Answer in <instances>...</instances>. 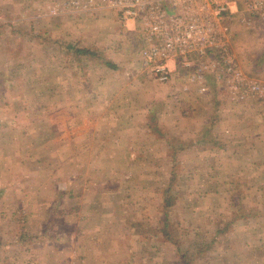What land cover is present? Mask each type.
<instances>
[{
  "label": "rangeland",
  "instance_id": "1",
  "mask_svg": "<svg viewBox=\"0 0 264 264\" xmlns=\"http://www.w3.org/2000/svg\"><path fill=\"white\" fill-rule=\"evenodd\" d=\"M68 1L0 0V264H264V169L247 180L234 176L235 165L252 156L264 165V64L258 56L264 23L244 27L232 0L233 14L222 24L234 63L262 86L260 98L233 101L228 83L218 79L209 81L206 95L194 88L186 92L175 82L168 89L144 73L150 84L141 114L148 129L162 136L135 137L121 155L115 147L110 154L91 153L85 143L80 153L64 154L47 143L52 116L64 109L81 123L89 111L87 97L75 106V96L90 81L93 88L96 80L107 88L122 81L128 67L140 69L143 39L139 21H123L118 12L96 4L64 8ZM56 5L63 9L50 15L48 7ZM112 47L122 54L106 56ZM75 48L96 56L78 57ZM212 59L218 63L219 55ZM104 61L122 70H110ZM105 90L102 97L110 99ZM108 106H98V113ZM222 130L228 137L218 140ZM186 131L207 146L185 150ZM77 157L95 164L76 171ZM106 157L113 161L110 167L104 166ZM225 176L226 184H218ZM69 177L77 178L75 194L90 191L92 182L106 194L91 210L84 193L82 209L69 202L66 214L58 206L44 211L57 195L50 187L46 191L45 182ZM80 180L90 181L89 188ZM165 197L173 198L167 208ZM33 211L46 214L32 217Z\"/></svg>",
  "mask_w": 264,
  "mask_h": 264
},
{
  "label": "built area",
  "instance_id": "2",
  "mask_svg": "<svg viewBox=\"0 0 264 264\" xmlns=\"http://www.w3.org/2000/svg\"><path fill=\"white\" fill-rule=\"evenodd\" d=\"M236 2L235 14L244 27L264 23V0ZM94 4L118 12L123 21L143 25L138 57L142 72L152 81L177 82L186 92L194 88L206 95L209 81L218 79L228 83L233 101L261 97L262 86L247 80L234 63L222 26L233 14L232 0H69L63 7L90 9ZM61 9L48 7L50 15ZM213 53L219 55L218 63Z\"/></svg>",
  "mask_w": 264,
  "mask_h": 264
},
{
  "label": "crops",
  "instance_id": "3",
  "mask_svg": "<svg viewBox=\"0 0 264 264\" xmlns=\"http://www.w3.org/2000/svg\"><path fill=\"white\" fill-rule=\"evenodd\" d=\"M115 40L119 41V38L115 37ZM121 54L122 53L119 49H116V47H112L111 49H108L106 56L117 57V56H120ZM108 63L110 65L109 66L105 65V66L109 68L110 70H116V71L122 70V69L117 70V67L122 68L123 66L116 67L110 62ZM130 74H131V77H130ZM124 76L125 77L122 79V81L121 80L113 81L114 84L110 85L107 88H104L105 85L100 88L99 84L102 83L103 81H101L98 84L99 82L98 80L93 81V83L95 84V88H93L92 86L93 84L90 81L89 87L87 88L85 87L86 88L85 90L81 91V93L76 95L75 96L76 98L74 97L75 106H79L80 104H82V100H80V97L81 98L87 97L85 104H87L89 111H88V114L85 117H83L84 119H82L81 123L79 121L75 122V120H70L71 117L69 116L67 111L64 109H61L57 114L55 113V115L52 116L54 117L53 118L54 121L52 120V122L49 123L50 128H48V130L46 131V133H49L48 137L46 138L48 140L47 143L53 146L52 152L56 150L57 148H63L64 154L68 150L71 151V149L73 150L77 149L76 152L80 153L78 149L82 147V145L85 143V145L87 146L89 145L91 147L90 149L91 153H93V150H94L95 152L99 154L101 153L104 155L110 154L113 152L112 148L115 147L119 151L117 153L121 155L124 153L123 150H125V148L128 149V147L131 145L129 144L130 142L129 140H132L135 137L137 140H139L142 138V136H153V135L155 137L162 136V134H159V132H157L156 129H153V130L148 129V125L145 122V116H142L141 114L142 113L141 109L144 108V104L146 103L148 99V94L146 90L148 89V86L150 84L146 80H144L146 79L145 74L142 72L141 68L139 69V67L133 68L132 71H131V68L128 67L125 70ZM110 77H111V74H110ZM115 77L116 76L113 75V80H115ZM172 83L171 85L164 84L163 86H165L168 89L173 88L175 84H172ZM78 84H80V82L75 81L74 86ZM80 89H78L79 92H80ZM137 89H139L140 91L137 92L136 91ZM177 89H180V88H177ZM103 90H105V94H107L106 97L109 96L110 99H106L105 97H102V94L100 91H103ZM121 91H123L124 93V96H122V98L118 97V93H121ZM156 99L158 98L155 97L154 100ZM100 105H110V106H108L107 109L105 108L103 112L98 113L99 112L98 106ZM145 106H147V103ZM119 109H121V111H119ZM125 110H126V113L124 112ZM85 113H86V110H85ZM57 116H58L57 121H55V118ZM177 119H180V117H178ZM140 126H143V128ZM141 129L143 131H140ZM221 132L224 134H217L218 140H221V139L224 140L225 137H228L229 132L227 130H222ZM235 133H238V131ZM239 133L241 134L242 132L240 131ZM243 135H246V134H243ZM185 137H188L187 141L190 142L189 145H187V148H185V150L187 149L191 150V148H193L191 151H196L195 150L196 145H202V148H204L203 145H206L208 142L204 138L193 140V137H195L194 131L192 132L186 131ZM236 145L238 146L237 142H236ZM146 149L149 151L148 148ZM251 152L252 151H250L249 153ZM110 157H113V156H110ZM106 158H107L106 160H103L105 161L104 166L110 167V161L111 163H113V161L109 157H106ZM59 159H60V156H59ZM73 162H74L73 167L74 169H76V171L78 170L79 167H83L84 165L92 167L93 164H95V162L91 160H89L87 164H83L78 159V157ZM123 163L126 165V167H130V168L132 167V164H133L125 160ZM258 168L264 169V165H258V160L255 158V156L254 157L252 156L251 158H248L245 161L241 162L240 165L239 164L235 165L234 169H237V172L235 173L234 176L236 178L238 177L237 179H243L242 177H244V179L247 180V179L254 177L253 172L257 170ZM53 180H52L51 185H49L51 182L48 183V181H46L44 184V187L46 191H49L47 187H50V190L54 189V191L56 192L57 195H56L55 204L50 203L48 207L42 208L44 209V211L45 210L51 211L50 207L58 206V211L60 213L66 214L65 206L69 202L73 203L72 205L76 207L75 209H82L84 193H86V200H90V203H88L87 205H88V210H91V208L92 207L95 208L98 202L100 201V199H98L99 195L106 194L105 190L103 189L98 190L99 189L98 185L93 184V182L91 185L92 187H90V191L82 192L83 194H80V193L75 194V191H77V186H78V183L76 181L77 178L69 177V182L58 181L57 179H55V181L53 182ZM226 181H227V176H225L222 181L219 180L218 184H226ZM89 182L90 181L83 182V180H80V184H84L85 188L87 187L89 188L90 186ZM52 209H54L53 211L55 212V208H52ZM108 210H109V205H104L102 208V211L106 212ZM44 211L43 212L33 211V213L30 215L32 217H37L39 215L44 216L46 214V212ZM109 213L110 212H108V215ZM61 217H64V216H61ZM39 229L41 231V232L39 231L40 234L42 236L45 235L46 233L45 228L39 227ZM161 232L163 233L162 230ZM65 233L66 232H61L63 237ZM144 240L148 241L147 238H145Z\"/></svg>",
  "mask_w": 264,
  "mask_h": 264
},
{
  "label": "trees",
  "instance_id": "4",
  "mask_svg": "<svg viewBox=\"0 0 264 264\" xmlns=\"http://www.w3.org/2000/svg\"><path fill=\"white\" fill-rule=\"evenodd\" d=\"M72 49V48H71ZM263 49H264V47H263ZM72 51H74V54H76L78 57H86V56H93V57H95L96 55V53L95 52H92L91 50H89V49H87V48H75V49H73ZM258 56H260V63L261 64H264V50L261 52V54L260 55H258ZM104 64L107 66H109L110 64L108 63V62H105L104 61ZM169 191V189L168 190H166V193ZM172 203H173V198H171V197H169V198H167V197H165L164 198V207L165 208H167V207H169V206H171L172 205Z\"/></svg>",
  "mask_w": 264,
  "mask_h": 264
}]
</instances>
